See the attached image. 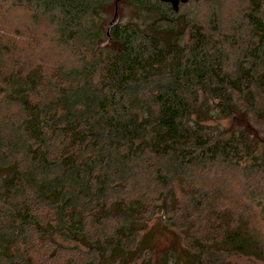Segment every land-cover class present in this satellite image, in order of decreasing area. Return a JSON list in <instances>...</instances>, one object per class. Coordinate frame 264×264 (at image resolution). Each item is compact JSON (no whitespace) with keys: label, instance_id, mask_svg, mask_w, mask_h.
I'll return each mask as SVG.
<instances>
[{"label":"trees","instance_id":"1","mask_svg":"<svg viewBox=\"0 0 264 264\" xmlns=\"http://www.w3.org/2000/svg\"><path fill=\"white\" fill-rule=\"evenodd\" d=\"M244 1L206 28L189 0H0V264L264 263V0ZM17 8L28 35L4 31ZM44 39L65 63L33 61Z\"/></svg>","mask_w":264,"mask_h":264},{"label":"rangeland","instance_id":"2","mask_svg":"<svg viewBox=\"0 0 264 264\" xmlns=\"http://www.w3.org/2000/svg\"><path fill=\"white\" fill-rule=\"evenodd\" d=\"M244 5V0H220L219 2L214 3L209 2L207 0H189L187 4L182 5L180 7V10L189 13V16L192 17L195 22L208 28V18L210 16L209 14L212 7L213 9H215L214 11L217 13V16L220 14V18L218 16V19H221L222 23H224L228 21L231 16L237 15L240 18V9ZM109 19L110 17L108 18V21ZM2 20V26L4 27V31H19L22 35H28V30L26 28H29L28 26L31 23L29 16L25 14L22 9H12L11 11L6 13ZM106 23L107 21L102 24L104 29L106 27ZM43 32L50 33V30L47 29L43 24H40L37 27L35 26V29L32 28L31 34H33L35 37H38L39 35H42L41 33ZM45 40L46 39H44V42L38 44L37 48L32 54H35V58H37L33 59V61H37V65H42L44 67L65 63V61L68 59V56H65V53H57V50H54L55 45H50L48 43L49 41ZM20 44L22 47L24 46L23 42ZM29 53L32 52L29 51ZM260 227L262 228V234H264V223ZM167 241L168 239L163 240L162 238H157V242L160 244V246L167 243ZM167 245H169V243H167Z\"/></svg>","mask_w":264,"mask_h":264},{"label":"water","instance_id":"3","mask_svg":"<svg viewBox=\"0 0 264 264\" xmlns=\"http://www.w3.org/2000/svg\"><path fill=\"white\" fill-rule=\"evenodd\" d=\"M159 1L169 3L174 11L178 10L180 3L188 2V0H159ZM117 20H118V15L116 12H114V15L107 27V34H108L109 29L117 22Z\"/></svg>","mask_w":264,"mask_h":264}]
</instances>
